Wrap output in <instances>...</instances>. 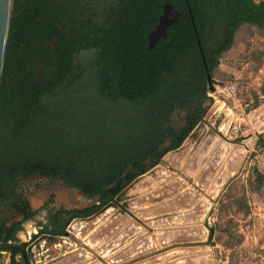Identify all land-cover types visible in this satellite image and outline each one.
<instances>
[{
	"label": "trees",
	"instance_id": "16d2710c",
	"mask_svg": "<svg viewBox=\"0 0 264 264\" xmlns=\"http://www.w3.org/2000/svg\"><path fill=\"white\" fill-rule=\"evenodd\" d=\"M167 3L179 20L151 48ZM246 24L264 29V0H12L0 83V252L11 264H29L18 233L39 210L26 189L58 182L96 199L50 208L39 222L50 236L117 205L203 122L214 71ZM6 209L22 218L8 222Z\"/></svg>",
	"mask_w": 264,
	"mask_h": 264
},
{
	"label": "rangeland",
	"instance_id": "374dc122",
	"mask_svg": "<svg viewBox=\"0 0 264 264\" xmlns=\"http://www.w3.org/2000/svg\"><path fill=\"white\" fill-rule=\"evenodd\" d=\"M214 80L203 122L117 205L50 236L39 225L50 208L96 199L58 182L26 189L39 210L18 233L29 264H264V150L257 145L264 133V29L246 24L236 32ZM182 124L179 113L176 126ZM2 214L8 222L22 218L13 209ZM0 264H11L8 252H0Z\"/></svg>",
	"mask_w": 264,
	"mask_h": 264
},
{
	"label": "water",
	"instance_id": "95a60500",
	"mask_svg": "<svg viewBox=\"0 0 264 264\" xmlns=\"http://www.w3.org/2000/svg\"><path fill=\"white\" fill-rule=\"evenodd\" d=\"M12 0H0V83L4 67L5 51L8 39V30L10 22ZM180 12L172 4L167 3L164 6L163 14L157 28L150 34V47H154L156 41L161 36H165L166 28L175 22H178ZM57 39L55 40V42Z\"/></svg>",
	"mask_w": 264,
	"mask_h": 264
}]
</instances>
